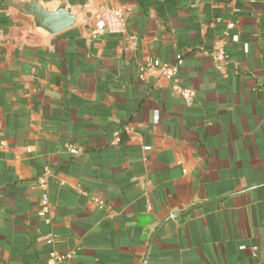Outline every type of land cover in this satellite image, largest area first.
<instances>
[{
    "label": "crops",
    "instance_id": "1",
    "mask_svg": "<svg viewBox=\"0 0 264 264\" xmlns=\"http://www.w3.org/2000/svg\"><path fill=\"white\" fill-rule=\"evenodd\" d=\"M69 2L81 22L46 36L0 0V261L140 264L185 212L147 264H264V0ZM99 4L125 27L101 10L93 34ZM150 59L178 62L191 105L138 77Z\"/></svg>",
    "mask_w": 264,
    "mask_h": 264
},
{
    "label": "built area",
    "instance_id": "2",
    "mask_svg": "<svg viewBox=\"0 0 264 264\" xmlns=\"http://www.w3.org/2000/svg\"><path fill=\"white\" fill-rule=\"evenodd\" d=\"M102 1V0H100ZM252 1V0H249ZM97 12L93 16L90 15V19L92 20L91 23L93 24V34L100 33L108 24V22H112L119 26L120 28L125 27L126 23V10L124 7H116V8H110L106 10L105 7L97 6L96 8ZM104 10L106 13L108 12L112 18V20H107V18L103 15H99L100 11ZM233 22H229L228 27H233ZM214 58L218 61H222L225 55V50L223 48V45L220 44L215 48V51L213 52ZM150 70H156L159 74L169 78L172 82V88L173 90L178 94V96L181 98L184 104L191 105L195 98V91L191 87H182L179 85V78H178V62L177 63H163L158 59L154 60H148L142 67L138 74V77L140 79H143L146 72ZM118 139L117 137L115 140ZM71 153H78L80 151V148L71 146L69 148ZM47 174V172H46ZM46 174H44L39 179V187L42 190L40 203H39V209H38V216L44 219L45 222H50L49 217V210H50V202L47 194V184H46ZM47 242H51V239H47ZM71 257V252L66 253H60L57 251H52L49 256L47 263H56V262H62L68 258ZM44 263V264H47ZM0 264H3V262L0 261Z\"/></svg>",
    "mask_w": 264,
    "mask_h": 264
},
{
    "label": "water",
    "instance_id": "3",
    "mask_svg": "<svg viewBox=\"0 0 264 264\" xmlns=\"http://www.w3.org/2000/svg\"><path fill=\"white\" fill-rule=\"evenodd\" d=\"M8 5L17 13L28 17L32 25L46 36H52L70 29L81 22V12L69 0H6ZM263 185V184H260ZM253 186V187H258ZM220 201L216 198L203 204ZM200 205V204H199ZM188 211V210H186ZM185 212H176L163 218L148 239L144 256L140 264H147L151 248L157 233L170 218H175Z\"/></svg>",
    "mask_w": 264,
    "mask_h": 264
},
{
    "label": "trees",
    "instance_id": "4",
    "mask_svg": "<svg viewBox=\"0 0 264 264\" xmlns=\"http://www.w3.org/2000/svg\"><path fill=\"white\" fill-rule=\"evenodd\" d=\"M70 1H73V0H70ZM140 70H141V67H140L139 71L137 72L138 74H139ZM138 74H137V75H138ZM76 147H77V146H76Z\"/></svg>",
    "mask_w": 264,
    "mask_h": 264
}]
</instances>
